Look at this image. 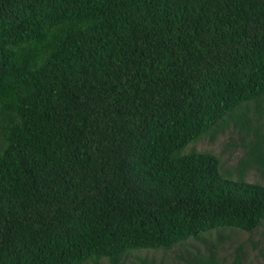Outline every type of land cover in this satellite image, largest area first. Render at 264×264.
<instances>
[{
  "label": "trees",
  "instance_id": "1",
  "mask_svg": "<svg viewBox=\"0 0 264 264\" xmlns=\"http://www.w3.org/2000/svg\"><path fill=\"white\" fill-rule=\"evenodd\" d=\"M256 99L264 0H0V264H124L253 232L264 184L184 149ZM248 109L243 171L264 168ZM217 247L183 264H248Z\"/></svg>",
  "mask_w": 264,
  "mask_h": 264
},
{
  "label": "rangeland",
  "instance_id": "2",
  "mask_svg": "<svg viewBox=\"0 0 264 264\" xmlns=\"http://www.w3.org/2000/svg\"><path fill=\"white\" fill-rule=\"evenodd\" d=\"M247 107L248 116L254 128L259 126L264 133V101L261 99L252 100L238 107L233 113H229L221 121L224 124L217 131L214 129L206 132L196 142H191L184 149L188 152L192 149L199 151H210L221 157V172L232 179L242 178L249 182H260L264 184V168L258 164L247 168L243 171V161L247 158L249 142L255 139L254 130L248 134L246 129L236 119L245 116L244 111ZM260 107L261 111H260ZM215 132V133H214ZM209 232H206L208 235ZM223 234L226 236L222 242H213L217 247L218 255L229 263L234 256V252L239 245L244 246L245 261L248 264H264V223H261L253 232H249L240 228L224 229ZM217 231H210L209 238L214 240ZM215 241V240H214ZM213 243H205L193 237L188 238L184 242L176 245L170 250H140L132 251L128 254L124 264H131L138 260L139 257L154 258L158 262L172 261L177 264H183L184 258H190L194 253L200 251L204 253L207 246ZM101 264H107L106 259L101 260Z\"/></svg>",
  "mask_w": 264,
  "mask_h": 264
}]
</instances>
